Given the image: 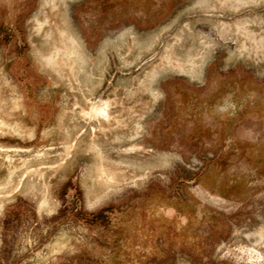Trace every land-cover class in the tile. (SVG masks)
I'll list each match as a JSON object with an SVG mask.
<instances>
[{"label": "rangeland", "instance_id": "obj_1", "mask_svg": "<svg viewBox=\"0 0 264 264\" xmlns=\"http://www.w3.org/2000/svg\"><path fill=\"white\" fill-rule=\"evenodd\" d=\"M259 1L0 0V264H264Z\"/></svg>", "mask_w": 264, "mask_h": 264}, {"label": "bare ground", "instance_id": "obj_2", "mask_svg": "<svg viewBox=\"0 0 264 264\" xmlns=\"http://www.w3.org/2000/svg\"><path fill=\"white\" fill-rule=\"evenodd\" d=\"M51 2V9H52V12L54 11V10H57V9H60L61 7H64L65 6V4L68 2V1H72V0H45V2H44V4H46V3H48V2ZM258 2H260L259 0H258ZM256 3V2H255ZM247 4V3H246ZM238 6V5H237ZM49 13V12H48ZM53 16V18L55 19V16H56V14H53L52 15ZM51 23V22H50ZM59 28V27H58ZM9 184V183H8ZM1 209H2V207H0Z\"/></svg>", "mask_w": 264, "mask_h": 264}]
</instances>
